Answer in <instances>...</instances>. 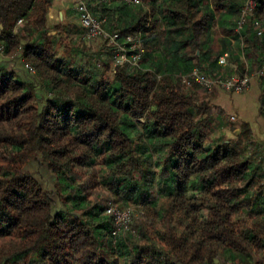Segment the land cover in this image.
<instances>
[{"label":"trees","instance_id":"16d2710c","mask_svg":"<svg viewBox=\"0 0 264 264\" xmlns=\"http://www.w3.org/2000/svg\"><path fill=\"white\" fill-rule=\"evenodd\" d=\"M80 1L127 60L79 23L50 28L53 0H0V264H264V144L247 125L213 139L226 113L181 81L222 77L226 53L262 70L264 0L244 17L250 0Z\"/></svg>","mask_w":264,"mask_h":264},{"label":"built area","instance_id":"2783aa9c","mask_svg":"<svg viewBox=\"0 0 264 264\" xmlns=\"http://www.w3.org/2000/svg\"><path fill=\"white\" fill-rule=\"evenodd\" d=\"M130 3H138L137 0H127ZM256 8V2L255 0H250L245 8L243 9V17L246 16L248 13H253V10ZM78 14L80 17V24L81 27L86 32V38L89 40H94L96 38H104L108 39L110 41V44L113 46H116V63H122L123 61L127 60V53L125 50V47L122 46L119 43V36L118 34L110 35L107 33L104 29V21L96 19L93 14L90 12V10L82 3H79L77 6ZM21 23V22H19ZM244 23V20L240 24L242 26ZM134 37H127L128 42H134L133 49L136 50V53L132 55V64L137 65L141 54L144 52L143 46L141 44V41L135 42ZM3 46L0 44V51L3 52ZM229 61V54L226 53L223 56H221L218 59V64L222 67L228 66ZM27 68L32 70V68L29 65H26ZM264 75V68L257 73H255V76L260 77ZM252 75L245 74L244 76L239 77H232L228 79H223L221 77L218 78H212L208 77L205 74H203L200 70L194 69L191 73H189L186 76L181 77V81L183 84L191 85V84H197L200 87H202L205 91L212 93L216 89H223L228 92L233 93H243L246 91L250 85ZM231 121H235V117H231ZM107 214L113 215L115 218V223L117 225V230L119 231L122 229L123 225L122 221H120L121 218L124 216L129 217V220L132 217V211L126 210V211H120L115 209L114 207L109 206L107 209ZM126 227V226H125ZM116 234V232L114 233Z\"/></svg>","mask_w":264,"mask_h":264},{"label":"crops","instance_id":"0c3cea01","mask_svg":"<svg viewBox=\"0 0 264 264\" xmlns=\"http://www.w3.org/2000/svg\"><path fill=\"white\" fill-rule=\"evenodd\" d=\"M80 0H53L52 7L48 13V26L54 28L64 19L75 23V12ZM235 72V71H234ZM212 104L224 111L225 117H235L236 128L226 135L232 134L237 138L243 125H247L257 142L264 144V118L260 114L261 89L259 77L252 74L250 85L246 91L237 94L223 89H216L212 93ZM235 138V139H236Z\"/></svg>","mask_w":264,"mask_h":264},{"label":"rangeland","instance_id":"374dc122","mask_svg":"<svg viewBox=\"0 0 264 264\" xmlns=\"http://www.w3.org/2000/svg\"><path fill=\"white\" fill-rule=\"evenodd\" d=\"M63 22H64L65 25L68 24V23L69 24H73L72 22H67V20H65V19H64ZM75 23H79L80 24V17H79V14H78V10L77 9H76V12H75ZM92 47H93V49L98 48L96 43L94 45H92ZM8 60L9 59L7 57H4V55L0 51V62H3V61L8 62ZM12 61L15 62L14 63L15 64L14 66H16V64H19V62H20L19 60H13V59H12ZM17 66H19V65H17ZM222 68L225 70V74L222 75V77H221L223 79H228V78L239 77L240 76V73L238 71H236V67L233 66V65H230L229 64L228 66L222 67ZM198 91L201 92V95L205 94V92L202 91L201 89H199ZM207 103H209V102L207 101ZM235 128H236L235 124L232 121H230L229 117H225L224 116V118H223V127L222 128L221 127H218V123H215L214 124V127L211 129L210 134H211V137L213 139H215V138H218L219 135H221L222 133H226L228 131L232 132L233 130H235ZM29 170L32 172V174L38 180H40L43 183V185L48 190H53L54 189V187L56 185V183H55V177L52 176L51 174H49V172L46 170L45 167H42L40 161L32 163L29 166ZM97 193H99L98 190L94 191L93 192V197H95V195ZM107 206L114 207L115 209L117 208L114 204L110 203V201L107 203ZM60 208H61V206L59 205V206H57L56 209H60ZM132 220H133V216L131 217L130 220H129V217H126V216H124L123 218H121L120 221H122V224H124L123 227H122V230H126V231L130 230V224L132 223ZM217 264H229V263L227 261H223L222 260V261H218Z\"/></svg>","mask_w":264,"mask_h":264},{"label":"water","instance_id":"95a60500","mask_svg":"<svg viewBox=\"0 0 264 264\" xmlns=\"http://www.w3.org/2000/svg\"><path fill=\"white\" fill-rule=\"evenodd\" d=\"M228 137H229V139H235V138H236V137H234V135H232L231 133L228 134Z\"/></svg>","mask_w":264,"mask_h":264}]
</instances>
